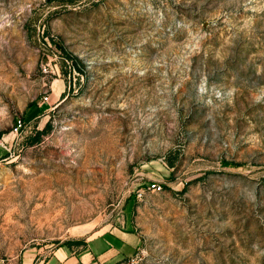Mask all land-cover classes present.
Returning <instances> with one entry per match:
<instances>
[{"label": "rangeland", "instance_id": "rangeland-1", "mask_svg": "<svg viewBox=\"0 0 264 264\" xmlns=\"http://www.w3.org/2000/svg\"><path fill=\"white\" fill-rule=\"evenodd\" d=\"M113 227L264 264V0H0V256Z\"/></svg>", "mask_w": 264, "mask_h": 264}, {"label": "crops", "instance_id": "crops-1", "mask_svg": "<svg viewBox=\"0 0 264 264\" xmlns=\"http://www.w3.org/2000/svg\"><path fill=\"white\" fill-rule=\"evenodd\" d=\"M79 247L63 243L41 256L28 247L16 254L0 256V264H111L133 253L140 235L132 228L113 227L84 239Z\"/></svg>", "mask_w": 264, "mask_h": 264}, {"label": "built area", "instance_id": "built-area-1", "mask_svg": "<svg viewBox=\"0 0 264 264\" xmlns=\"http://www.w3.org/2000/svg\"><path fill=\"white\" fill-rule=\"evenodd\" d=\"M150 186L153 190H160L162 188V185L158 182H152Z\"/></svg>", "mask_w": 264, "mask_h": 264}, {"label": "trees", "instance_id": "trees-1", "mask_svg": "<svg viewBox=\"0 0 264 264\" xmlns=\"http://www.w3.org/2000/svg\"><path fill=\"white\" fill-rule=\"evenodd\" d=\"M73 58H75V59H76V57H75V56H73ZM44 131H45V128H44V129H41V130H39V131H37V132H38V133H37V135H36V136H34L32 140H35V139H37V138H38V136H40V134H41L42 132H44ZM71 242H73V241H72V240H68V241H65L64 243H71Z\"/></svg>", "mask_w": 264, "mask_h": 264}, {"label": "clouds", "instance_id": "clouds-1", "mask_svg": "<svg viewBox=\"0 0 264 264\" xmlns=\"http://www.w3.org/2000/svg\"><path fill=\"white\" fill-rule=\"evenodd\" d=\"M200 91H201V93H203V91H204V87H203V85L201 86ZM216 95H217V97H220V93H219V92H217ZM259 99H260V98L257 97V100H259Z\"/></svg>", "mask_w": 264, "mask_h": 264}]
</instances>
